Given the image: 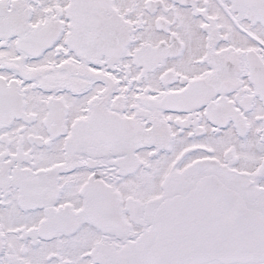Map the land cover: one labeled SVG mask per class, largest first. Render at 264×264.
I'll use <instances>...</instances> for the list:
<instances>
[{
  "label": "snow or ice",
  "instance_id": "1",
  "mask_svg": "<svg viewBox=\"0 0 264 264\" xmlns=\"http://www.w3.org/2000/svg\"><path fill=\"white\" fill-rule=\"evenodd\" d=\"M0 264H264V0H0Z\"/></svg>",
  "mask_w": 264,
  "mask_h": 264
}]
</instances>
